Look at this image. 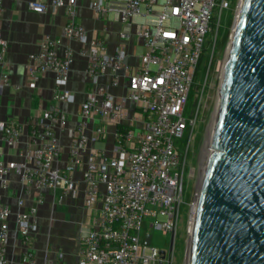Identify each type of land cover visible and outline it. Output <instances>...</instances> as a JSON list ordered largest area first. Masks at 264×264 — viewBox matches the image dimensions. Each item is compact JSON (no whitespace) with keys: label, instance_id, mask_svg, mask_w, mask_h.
Listing matches in <instances>:
<instances>
[{"label":"built area","instance_id":"1","mask_svg":"<svg viewBox=\"0 0 264 264\" xmlns=\"http://www.w3.org/2000/svg\"><path fill=\"white\" fill-rule=\"evenodd\" d=\"M4 1L0 0L1 86L10 81L9 42L2 29ZM241 4L238 0L236 17ZM50 6L65 9V37L79 47L60 55L61 40L45 36L40 50L29 55L27 69L32 87L39 75H55L57 103L27 123L0 120V139L8 147L16 148L26 136L18 159L0 158V264H14L8 257L13 218L22 248L20 264H40L34 242L38 207L45 203L47 192L76 195V170L82 172L84 206L93 210L101 204L99 215L79 240L77 264H170L172 254L166 251L162 257L152 243L145 244L142 229L145 217H150L154 218L150 227L177 232L186 202L185 179L194 176V169L188 167L189 150L208 76L194 116L187 119L185 110L201 60L212 45L207 75L211 68L223 12L234 6L231 0H90L96 18L106 19L113 13L121 23L122 43L112 53L103 38L90 36L78 22L79 0L28 2L30 10L40 13ZM134 37L145 49L136 65L128 61L126 44ZM75 54L87 60L91 90L80 105L75 126L69 129L71 143L64 161L66 148L59 130L68 127L62 105L75 99L67 88ZM107 75L110 82L103 83ZM123 79H127L126 94L116 95L111 88L119 87ZM129 102L135 109L131 116ZM96 119L90 138L88 130ZM110 124L116 127V136L108 156L103 147L89 148V142L102 143ZM121 124L128 126L126 132L118 130ZM188 129L189 141L182 145ZM13 174L21 187L16 209L4 199L14 195Z\"/></svg>","mask_w":264,"mask_h":264},{"label":"water","instance_id":"2","mask_svg":"<svg viewBox=\"0 0 264 264\" xmlns=\"http://www.w3.org/2000/svg\"><path fill=\"white\" fill-rule=\"evenodd\" d=\"M217 109L189 264H264V0H242Z\"/></svg>","mask_w":264,"mask_h":264},{"label":"crops","instance_id":"3","mask_svg":"<svg viewBox=\"0 0 264 264\" xmlns=\"http://www.w3.org/2000/svg\"><path fill=\"white\" fill-rule=\"evenodd\" d=\"M30 0H5V13L2 19L3 36L9 45L6 59L10 81L8 85H0V120L13 118L22 123L30 121L32 116H41L42 111L52 108L57 103L55 100L58 91L55 75L51 72L39 75L36 86L32 87L31 77L27 69L28 57L31 53L40 50V42L45 36L57 38L61 43L57 45L60 55H65L68 49L77 50L79 43L68 40L64 34L67 16L64 8L49 7L46 12L40 13L29 9ZM50 1V0H45ZM90 0H79L78 22L83 24L90 36H99L105 41L106 49L112 53L122 43L120 38L121 23L114 17L98 19L89 7ZM139 41L136 37L126 42L129 50L128 61L137 64ZM145 49L143 48V52ZM142 52V53H143ZM136 54V56H135ZM87 60L75 54V60L70 72L67 88L74 93L75 99L71 103L63 104L62 108L68 116V127L59 130L61 142L65 146L62 158L68 160V149L71 143L69 129L73 128L78 120L81 103L86 99L91 90L90 78L87 74ZM103 83H109V75L102 78ZM127 79H123L119 87H112L116 95H125ZM130 116L135 113L133 102H129ZM97 119L91 124L88 134L93 138V128ZM116 127L108 125L106 137L102 143L90 139L89 148L103 147L108 156H111L115 144ZM26 136L16 148L8 147L0 139V158L6 161L19 158V151L26 147ZM87 157V153L85 155ZM77 193L61 197L60 192L46 193V201L38 207L39 231L35 236V248L40 264H77V250L80 238L91 227L93 217L99 215L101 204L95 209L88 210L83 203L84 183L82 172L76 170ZM14 195L4 199L14 209L19 190L21 189L16 175H12ZM59 199L61 201H59ZM29 201V205H31ZM66 205L65 210L58 207ZM11 239L8 257L14 264H20L22 248L16 231V223L11 221Z\"/></svg>","mask_w":264,"mask_h":264},{"label":"rangeland","instance_id":"4","mask_svg":"<svg viewBox=\"0 0 264 264\" xmlns=\"http://www.w3.org/2000/svg\"><path fill=\"white\" fill-rule=\"evenodd\" d=\"M233 1V0H231ZM234 9H227L223 12V19L221 28L219 31V36L221 34L222 28L228 23L232 17L231 24L228 28V39L225 43L218 42L214 53L211 68L207 75L209 69V63L211 59V54L213 51V46L206 50L205 56L206 60L200 66L198 73L196 74L195 83L191 90V94L187 103L185 110V117L190 119L196 113L198 103L200 100L201 91L207 77V84L205 86V92L202 97V105L199 110V115L197 118V124L194 129L193 137L191 139L189 158H188V167L194 169L193 179H189L186 176L185 184L187 187L186 192V202L182 204L181 207V217L177 232L175 234L174 248L172 253V263L171 264H187V255L190 245V221H191V205L195 203L198 196V187L199 181L202 173L203 159L205 154V144L207 142L208 134L210 132L214 112L217 109L218 97L220 86L222 82V72L224 69V64L228 50L230 47V38L236 21V5ZM114 17V14L111 13L108 18ZM137 39V38H136ZM143 52V47L139 46L137 53L140 55ZM134 126L137 124L133 123ZM190 130L188 129L185 133V136L181 141L182 145H185L189 141ZM59 193V190L57 191ZM60 209H67L66 205L59 204ZM193 209V207H192ZM163 217H160L162 220ZM154 218L145 217V222L142 229V236H145L147 233H151L153 236L152 245L157 247L159 250L170 251L172 233L166 232L160 228L150 227V223ZM168 264V262H165Z\"/></svg>","mask_w":264,"mask_h":264},{"label":"bare ground","instance_id":"5","mask_svg":"<svg viewBox=\"0 0 264 264\" xmlns=\"http://www.w3.org/2000/svg\"><path fill=\"white\" fill-rule=\"evenodd\" d=\"M240 12V8L238 10V15ZM238 15L234 24V28L237 24V20H238ZM229 53H230V47L228 50V54L226 56V60H225V64H224V69H223V74H222V79L224 78L225 72H226V68H227V64H228V59H229ZM218 104V103H217ZM217 110L214 112V116H213V120H212V124H211V128H210V132L208 134V138H207V142L205 144V154H204V159H203V166H202V173H201V177H200V181H199V187H198V196L196 198L195 203L193 204V209H192V214H191V221H190V233H191V238H190V245H189V249H188V255H187V264L190 263V253H191V244H192V236H193V232H194V228H195V223H196V216H197V211H198V204H199V199H200V193L202 190V185L204 182V178L206 175V171H207V167H208V161L210 158L211 153L213 152V136H214V131H215V126H216V120H217Z\"/></svg>","mask_w":264,"mask_h":264},{"label":"trees","instance_id":"6","mask_svg":"<svg viewBox=\"0 0 264 264\" xmlns=\"http://www.w3.org/2000/svg\"><path fill=\"white\" fill-rule=\"evenodd\" d=\"M231 2H232V6H235L237 0H233ZM232 17H233V15H232ZM232 17L230 18V20L228 21V23L222 28L221 34L218 37L217 45H218V42L225 43L227 41V39H228V28H229V25L231 24ZM205 60H206V56L204 55L203 58H202V60H201L200 66H201V64L203 62H205ZM200 66L198 68V71L200 69ZM198 71H197V73H198ZM127 128H128V126L127 125H123V124H121V125L118 126V130L120 132H126Z\"/></svg>","mask_w":264,"mask_h":264},{"label":"flooded vegetation","instance_id":"7","mask_svg":"<svg viewBox=\"0 0 264 264\" xmlns=\"http://www.w3.org/2000/svg\"><path fill=\"white\" fill-rule=\"evenodd\" d=\"M170 247H171V245H170ZM173 248H174V245H173V247H172V250H170L169 252L172 254L173 253ZM171 263H172V258H171V261H170ZM170 263V264H171Z\"/></svg>","mask_w":264,"mask_h":264}]
</instances>
